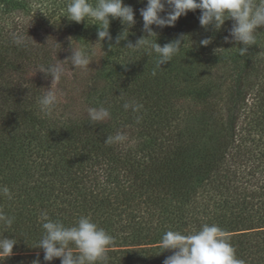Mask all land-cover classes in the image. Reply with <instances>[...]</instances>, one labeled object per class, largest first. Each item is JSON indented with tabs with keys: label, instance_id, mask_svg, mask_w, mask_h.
Wrapping results in <instances>:
<instances>
[{
	"label": "trees",
	"instance_id": "trees-1",
	"mask_svg": "<svg viewBox=\"0 0 264 264\" xmlns=\"http://www.w3.org/2000/svg\"><path fill=\"white\" fill-rule=\"evenodd\" d=\"M66 3L0 0V189L10 191L0 192V212L14 217L10 228L0 223V237L17 240L0 264H61L35 247L41 212L67 226L87 216L105 229L106 264H163L176 251L161 247L166 231L194 234L205 224L224 231L244 264H264V27L240 55L243 45L225 41L233 20L217 31L189 11L174 26H151L157 35L148 39L161 46L186 36L157 67L148 48L124 49L147 36V0H124L136 21L127 40L115 45L125 26L110 18L106 55L97 45L76 98L45 115L38 100L52 77L37 69L62 61L72 40H98L94 21L63 17ZM100 106L111 118L90 122L87 108ZM117 132L127 139L104 143Z\"/></svg>",
	"mask_w": 264,
	"mask_h": 264
},
{
	"label": "clouds",
	"instance_id": "clouds-1",
	"mask_svg": "<svg viewBox=\"0 0 264 264\" xmlns=\"http://www.w3.org/2000/svg\"><path fill=\"white\" fill-rule=\"evenodd\" d=\"M165 5L171 10L165 13ZM199 9L201 15L199 23L207 28L211 25L215 30H220L226 20H233L234 23L229 31V36L225 37L228 42L231 38L239 47V54L247 53L251 45L256 44V32L260 27H264V0H147L146 7L140 9L143 19V29L147 36L136 41L135 44L128 42L124 49L132 51L141 47L148 48L157 57V67L170 62L177 55L185 44V37L161 46L156 41H151L148 37L156 34L152 25L157 27L174 26L176 21L189 11ZM63 17L70 21L81 23L92 20L97 25L98 40L95 44L78 46L76 40L71 41V55L68 60L57 59L54 64L40 66L37 70L52 77V84L39 97L38 104L40 111L45 115H50L59 103V94L52 85L60 81L65 75L64 62L73 65L76 69L87 71L91 62L96 61L97 45L102 50V42L107 38L113 39L110 35L111 20L119 19L125 26L124 30L115 38V45H119L122 40H127L129 30L135 25V13L131 6L125 5L124 0H67L63 10ZM91 24V25H92ZM157 35V34H156ZM13 42L16 45H23L25 38L20 34H13ZM76 41V43H74ZM201 45L207 46L211 43L210 38L200 41ZM114 46L109 45V50ZM153 71V75H155ZM125 110L132 108L138 111L140 105L129 102L123 105ZM87 114L90 122L99 123L111 118L108 108L89 107ZM139 122V118H138ZM127 139L126 134L117 132L115 135L107 136L104 143H121ZM4 195H10L9 189L4 186L0 189ZM40 219L43 229L40 239L35 247L41 248L44 252V261H52L60 258L61 264H106L107 252L113 242V237L105 229L99 227L87 216H81L71 226L65 225L61 220H53L47 212H41ZM0 223L6 227H11L14 217H9L0 212ZM17 243L16 239L0 237V259H4L13 254V247ZM161 247L165 250H176L174 254L168 256L163 264H244V261L236 257V250L225 237L224 231L217 225L205 224L194 234L185 235L179 231H166L160 241ZM33 264H40L37 259Z\"/></svg>",
	"mask_w": 264,
	"mask_h": 264
},
{
	"label": "rangeland",
	"instance_id": "rangeland-1",
	"mask_svg": "<svg viewBox=\"0 0 264 264\" xmlns=\"http://www.w3.org/2000/svg\"><path fill=\"white\" fill-rule=\"evenodd\" d=\"M70 55H71V51L69 52L67 51L62 61L68 60ZM97 56H98V51H97V55L94 57L96 61L91 62L89 65L90 69L93 68L94 65L96 64ZM64 67H65V75L62 76L59 82L54 83L52 87L55 90H57L59 94V101L63 103H69L70 100H68L67 97L76 98L77 90L81 85L79 84L80 83L79 80L83 79L85 76V72H88L90 69H88L87 71L81 69L75 70V67L71 65L70 61L69 64H67V62H64ZM51 84L52 81L50 82L49 87L51 86Z\"/></svg>",
	"mask_w": 264,
	"mask_h": 264
}]
</instances>
